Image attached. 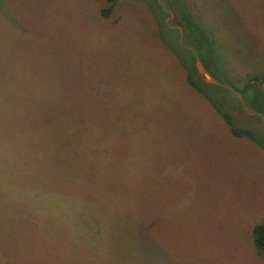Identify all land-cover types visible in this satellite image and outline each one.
<instances>
[{
    "label": "rangeland",
    "instance_id": "rangeland-1",
    "mask_svg": "<svg viewBox=\"0 0 264 264\" xmlns=\"http://www.w3.org/2000/svg\"><path fill=\"white\" fill-rule=\"evenodd\" d=\"M106 5L0 0V264H264V119L219 82L234 135L176 34L186 6L264 72V0Z\"/></svg>",
    "mask_w": 264,
    "mask_h": 264
},
{
    "label": "trees",
    "instance_id": "trees-1",
    "mask_svg": "<svg viewBox=\"0 0 264 264\" xmlns=\"http://www.w3.org/2000/svg\"><path fill=\"white\" fill-rule=\"evenodd\" d=\"M115 1L106 0L107 5L102 10L104 17H109L114 9ZM179 24L182 26L183 32L176 30V34L183 47L182 51L189 57L188 64L185 61L183 62L187 71L188 83L210 102L211 106L226 121L234 135L249 137L257 141L254 129L239 127L236 124L227 101L223 100V94L219 92L216 84L207 82L205 76L199 72L196 60H200L207 73L216 80L227 84L233 91L239 92L245 99L248 108L260 118L263 117V119L264 72L262 70L247 73L239 72L237 75L231 76L227 72L229 68L224 64L225 62L220 56V50H218L223 42L215 31L198 14L182 5L179 11ZM31 211L33 215V210ZM252 236L255 247L259 251H264V221L254 226Z\"/></svg>",
    "mask_w": 264,
    "mask_h": 264
},
{
    "label": "water",
    "instance_id": "water-1",
    "mask_svg": "<svg viewBox=\"0 0 264 264\" xmlns=\"http://www.w3.org/2000/svg\"><path fill=\"white\" fill-rule=\"evenodd\" d=\"M196 66H197V68L201 74L202 73L208 74L204 65L202 64V62L200 60L197 61ZM208 76H209V79L206 78L207 82L213 83V84H219V81L216 80L213 76H211L210 74H208Z\"/></svg>",
    "mask_w": 264,
    "mask_h": 264
},
{
    "label": "flooded vegetation",
    "instance_id": "flooded-vegetation-1",
    "mask_svg": "<svg viewBox=\"0 0 264 264\" xmlns=\"http://www.w3.org/2000/svg\"><path fill=\"white\" fill-rule=\"evenodd\" d=\"M203 64V63H202Z\"/></svg>",
    "mask_w": 264,
    "mask_h": 264
}]
</instances>
